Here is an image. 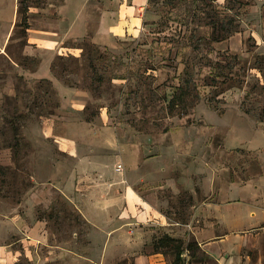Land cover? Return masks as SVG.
Masks as SVG:
<instances>
[{"label":"rangeland","instance_id":"obj_1","mask_svg":"<svg viewBox=\"0 0 264 264\" xmlns=\"http://www.w3.org/2000/svg\"><path fill=\"white\" fill-rule=\"evenodd\" d=\"M252 197L264 0H0V264H131L104 250L137 233L199 256L153 211Z\"/></svg>","mask_w":264,"mask_h":264},{"label":"crops","instance_id":"obj_2","mask_svg":"<svg viewBox=\"0 0 264 264\" xmlns=\"http://www.w3.org/2000/svg\"><path fill=\"white\" fill-rule=\"evenodd\" d=\"M228 194L234 195L233 189ZM190 209L186 225H177L176 219L155 211L150 219L160 222L171 239L191 241L199 256L184 247L180 260H175V253L171 260L157 246L159 239L144 244L138 233L131 242L116 235L115 244L107 245L104 253L119 254L122 259L130 257L131 264H264V200L252 197L246 201L231 198L219 203L204 201Z\"/></svg>","mask_w":264,"mask_h":264},{"label":"trees","instance_id":"obj_3","mask_svg":"<svg viewBox=\"0 0 264 264\" xmlns=\"http://www.w3.org/2000/svg\"><path fill=\"white\" fill-rule=\"evenodd\" d=\"M167 239H171V238H169V237H167ZM176 252H175V260H180V252H181V250L183 249V248H180L179 247V244H176Z\"/></svg>","mask_w":264,"mask_h":264}]
</instances>
